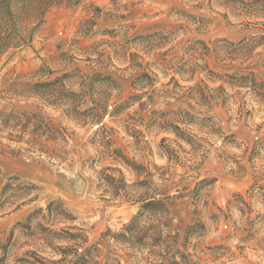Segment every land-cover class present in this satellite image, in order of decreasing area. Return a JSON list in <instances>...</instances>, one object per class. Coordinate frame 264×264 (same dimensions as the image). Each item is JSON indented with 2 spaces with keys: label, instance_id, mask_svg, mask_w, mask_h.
I'll return each instance as SVG.
<instances>
[{
  "label": "rangeland",
  "instance_id": "374dc122",
  "mask_svg": "<svg viewBox=\"0 0 264 264\" xmlns=\"http://www.w3.org/2000/svg\"><path fill=\"white\" fill-rule=\"evenodd\" d=\"M242 23L224 0H70L42 14L24 7L0 12V109L34 111L41 105L36 96H15L8 88L67 75L68 94L88 93L79 110L107 99L102 124L112 129L115 147L169 190L166 205L179 229L176 250L186 257L183 264H264V151L251 157L264 105L229 78L253 73L264 82V27ZM156 35L169 37L168 43L157 48L160 37L146 39ZM254 38L258 44L244 61L216 49L224 41ZM197 85L207 99L199 106V95L188 93ZM179 110L212 117L217 131H190L207 152L194 168L166 159L161 139L174 138L152 122L157 114ZM43 112L67 130L68 157L52 162L0 149V194L14 177L38 188L36 202L0 216V264H158L147 250L119 237L140 206L100 189L96 171L111 161L95 164L90 141L96 125L83 124L63 108L45 106ZM114 167L128 184L135 182L131 169ZM52 201L76 220L55 223L36 215L28 221L39 209L47 215ZM79 234L87 243L75 251L78 240L70 235ZM176 261L182 259L177 255Z\"/></svg>",
  "mask_w": 264,
  "mask_h": 264
},
{
  "label": "trees",
  "instance_id": "16d2710c",
  "mask_svg": "<svg viewBox=\"0 0 264 264\" xmlns=\"http://www.w3.org/2000/svg\"><path fill=\"white\" fill-rule=\"evenodd\" d=\"M65 1L70 0H0V12L8 13L14 8L24 7V9H31L34 13L42 14L48 8ZM224 8L234 17L243 20L244 25L264 27V0H224ZM156 38H159L154 41L158 43L157 48L169 41V37L163 35L149 36L146 39L153 41ZM224 42L225 47L216 45V49L224 50L230 60L236 58V60L244 61L258 44V39L254 38L248 43L242 41L238 44ZM199 44L205 50H209L204 43ZM3 52L1 50L0 54ZM65 77L57 78L52 82L33 85L16 82L8 88V91L15 96L18 95V91L36 96L35 98L40 100L41 105L35 106L34 111L22 110L17 107L6 110L0 109V149H10L16 155L44 156L52 162L66 161L69 135L66 129L56 126L50 118L46 117L43 112L45 106L63 108L67 115L82 118L80 122L83 124L96 125L90 141L96 150L97 160L95 164L98 163L101 166L107 160L111 161L110 166H104L101 170L96 171L100 189L104 195L111 199L124 198L128 202L140 206L137 214L125 226L123 233L119 235L120 239L125 243H134L141 249L147 250L148 255L156 262L158 261V264L185 263L186 257L176 250L179 229L173 228L170 212L166 205V201L170 199L169 190L157 185L147 167L136 163L121 148L115 147L112 129H108L102 124L107 115L109 101L104 98L93 100L94 107L81 112L79 107L84 104L82 98L86 100L88 93L85 92L83 95L68 94L64 81ZM143 78L149 79V76L145 75ZM229 78L234 80L233 86L246 88L253 92L258 104L264 105V82H258L253 73L248 76ZM222 89L219 87L218 91ZM194 91L200 97V101L196 99L197 102H195L198 106L202 101L206 102L207 99L203 95L201 86L188 88V93ZM117 111L118 108H115L113 113L117 114ZM152 122L154 125L156 124L159 130L174 138L164 137L161 139L159 149L166 159L170 163L184 164L188 168H194L197 161L200 158H205L204 155L207 153L204 146L196 140V136L190 133L192 128L208 129L209 132L205 133L206 135L217 132L214 129L212 117L200 118L185 110L157 114ZM256 132L258 135L251 150L252 158L259 157L264 151V123L257 126ZM224 139L230 143L231 138L224 137ZM182 143L189 146L191 151L186 152ZM248 150L249 147H247L246 152ZM199 152H202V155H199ZM114 165L126 166L131 169L136 174L135 182L128 184L122 170L115 168ZM37 199L38 188L36 186L23 182L20 178H10L0 194V216L15 213L36 202ZM46 212L47 215H42L43 209H39L28 217V221H31L36 215L42 216L44 220L47 217L55 223L76 220L61 203L55 201L48 204ZM194 227H190L189 230ZM70 236L78 240L75 251L87 243V237L84 234ZM90 255L85 254V258H89ZM177 255L182 261H176Z\"/></svg>",
  "mask_w": 264,
  "mask_h": 264
}]
</instances>
